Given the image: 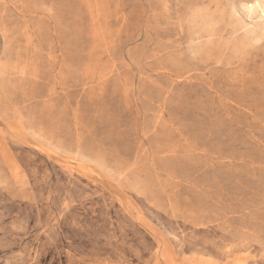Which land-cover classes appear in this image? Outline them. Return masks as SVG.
Returning <instances> with one entry per match:
<instances>
[{"label":"rangeland","instance_id":"1","mask_svg":"<svg viewBox=\"0 0 264 264\" xmlns=\"http://www.w3.org/2000/svg\"><path fill=\"white\" fill-rule=\"evenodd\" d=\"M0 264H264V0H0Z\"/></svg>","mask_w":264,"mask_h":264}]
</instances>
